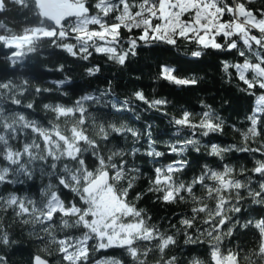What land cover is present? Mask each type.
<instances>
[{
	"label": "snow or ice",
	"instance_id": "1",
	"mask_svg": "<svg viewBox=\"0 0 264 264\" xmlns=\"http://www.w3.org/2000/svg\"><path fill=\"white\" fill-rule=\"evenodd\" d=\"M92 7L95 14H91ZM113 13H116L115 22L109 23L107 18ZM53 16L54 27L43 30L37 39L49 40L53 49L74 58L87 61L95 52L124 65L130 56L137 55L141 43L178 47L180 41H185L196 46L191 51V56L196 59L201 58L206 50L227 53L235 50L243 61L230 63L223 60L225 78L231 82L235 76L246 86L242 90L250 95H255L257 88L264 90V9L253 10L239 0L233 3L229 0H97L93 6H89L87 0H72L70 4L54 7ZM93 25L97 27H90ZM122 29L127 30V38ZM134 30H139V35H134ZM0 46L20 48L18 43L6 42L3 35H0ZM248 54L255 58V62L248 58ZM22 55L21 51H13L9 57L11 64L15 66L19 62L17 58ZM56 70L63 71V65ZM97 72L99 67L87 69L89 75ZM174 73L175 70L167 65L159 68V78L170 84L188 87L199 82L196 78H181ZM9 83L0 81V89L8 88ZM53 83L63 91V86L70 80L65 78ZM27 91L25 83L20 95ZM50 91L35 89L37 94ZM111 95L109 92L84 94L71 106L62 103L44 105L54 114L56 121L63 118L65 122H71L70 128H62L58 123L44 127L23 112L13 111L14 114L10 115L6 105L0 103V185L28 184L31 188L37 175L41 182L38 195H18L17 190L6 196L0 195V209H11L23 223L39 225L42 231L51 235L52 240L58 242L63 264H123L120 259L96 255L113 248L123 250L132 258L133 264H147L149 253L154 251L160 254L159 264H179L175 255H168L170 248L177 244L175 236L155 225L150 226L151 218H146L144 209L128 200L135 187L137 177L134 174L140 169L129 162L128 153L122 148L112 150L107 156L101 148L102 143L107 145L111 139L127 134L138 140L140 133L131 127L117 126L115 122H102L96 138L88 135V121L91 119L93 125L96 124L91 109L124 111L131 106V100L113 103L105 99ZM133 96L135 101L150 109L160 110L168 103L165 99H149L142 91H136ZM10 104L21 106L22 101L13 99ZM33 107V103L26 105L27 109ZM204 107L206 110L198 119L187 110H181L178 117L171 118L176 126L177 139L170 144L168 152L180 159L154 167L149 191L160 193L157 199L167 203L188 202L190 198V211L179 218L185 244L195 246L208 241L210 262L193 256L188 264H237V253H225L222 243L225 235H232L233 228L228 226L235 222L233 214L242 212L241 202L245 194L256 203L264 202V140L256 147L248 143H255L264 136V91L256 97L255 106L247 118L250 126L243 133L245 145L221 147L210 143L208 150L209 156L218 157L222 162L227 153H252L255 166L251 175L246 168L237 172L228 163H223L222 167L215 169L205 165L189 182L181 177L180 174H186L189 169L184 154L190 149L199 153L200 137L220 133L225 125L224 119L211 106ZM184 129L188 130V135L181 138ZM147 143V155L153 158L154 164L158 163L157 158L164 157L165 152L154 147L150 126ZM131 151L134 154L138 149ZM90 163L93 165L91 169ZM252 176L259 178L258 190L253 189ZM45 178L47 183H44ZM125 179L127 185L121 188L119 182ZM197 186L204 189L206 195L197 196ZM65 190L73 194L71 201L62 198ZM142 195L136 193L135 200L139 201ZM57 217L62 230H69L59 239L52 234ZM249 226L251 221L244 225L245 228ZM254 227L261 235V244L255 255L264 260V220L257 221ZM0 243H11L6 232H0ZM191 251L194 248H189ZM0 264H7L2 255ZM31 264H49V261L36 255Z\"/></svg>",
	"mask_w": 264,
	"mask_h": 264
},
{
	"label": "trees",
	"instance_id": "2",
	"mask_svg": "<svg viewBox=\"0 0 264 264\" xmlns=\"http://www.w3.org/2000/svg\"><path fill=\"white\" fill-rule=\"evenodd\" d=\"M69 1L72 2V0ZM96 2L97 0H87L89 6H93ZM233 2L236 0H229V3ZM239 2L246 3L253 10L264 9V0H239ZM95 12V8L92 7L91 14ZM115 15L116 13L110 14L107 18L109 23L115 22ZM39 25L54 27L53 21L41 13L36 0H2L0 35H21L33 26ZM122 33L125 38L129 35L125 29H122ZM133 34L139 35V30H134ZM195 47L185 41H180L178 47L163 43L149 45L141 43L137 49V55L130 56L124 65H120L109 60L106 55L95 52L87 61L74 58L66 52L53 49L49 40L34 37L23 46V55L17 58L19 62L13 66L9 57L15 49L0 46V81L10 82L8 88L0 89V103L6 105V110L10 115L14 114L11 113L13 111L23 112L30 119H36L44 127H49L51 123H58L62 128H70L71 122H65L63 118L56 121L54 114L46 110L44 105L62 103L71 106L81 95H98L101 92L111 93L112 95L105 99L113 103L116 100L132 101L131 106L124 111L106 108L97 110L96 107L91 109L96 117V124L93 125L91 119L88 121V135L96 138L97 128L102 122H115L117 126L131 127L140 133L138 140L131 134H127L111 139L107 145L102 143L101 148L105 156L110 155L111 151L116 148H122L128 153L129 162L140 169L139 173L134 174L137 177L135 187L130 192L128 200L139 209H144L146 218H151L150 226L155 225L161 231L175 236L177 244L170 248L168 255H175L179 264H188L193 256L210 262V244L206 240L195 246L185 244L179 218L181 214L190 211V198L188 202L167 203L162 199H157L160 193L149 191L152 186L150 179L154 176V167L180 159L179 156L168 152L170 144L177 139L176 126L171 118L178 117L181 110H187L198 119L202 111L206 110L204 106L209 105L225 121L222 132L200 137L201 150L199 153L190 149L184 154L183 158L189 161V169L186 174L180 175L186 182L200 174L205 165L215 169L218 166L222 167L223 163H228L237 172L241 168H246L248 175H251V169L255 166L252 153H227L222 162L218 157L209 156L208 150L210 143H216L221 147L231 144L245 145L243 133L247 132L250 126L247 118L255 106L256 97L264 91L257 88L255 95H250L242 90L246 86L235 76L231 82L225 78L221 63L223 60L226 59L230 63L243 61L235 50L230 53L206 50L201 58L196 59L191 56V51ZM248 58L255 62L251 54H248ZM167 64L173 66L174 74L178 77L196 78L199 81L198 84L181 87L160 79L159 68ZM61 65H63V71H57L56 69ZM94 67H99V72L89 75L87 69ZM65 78L69 79L70 83L64 85L63 91H60L53 82ZM25 83L28 91L21 96L20 93L24 91ZM36 88L51 89V91L37 94ZM136 91H142L149 99H165L168 103L160 110L150 109L142 102L135 101L133 94ZM13 99H21L22 105H11L10 100ZM28 103H33V109L26 108ZM149 126L151 137L155 142L154 147L158 151L165 152V156L157 158L158 163L155 164L153 158L147 155ZM186 135H188V130L184 129L181 138ZM261 140H264V136L258 138L255 143L251 141L248 143L256 147ZM133 148L138 149L134 154L131 151ZM89 167L91 169L93 165L90 163ZM193 169L195 171H192ZM252 180L253 189L258 190L259 178L252 176ZM127 182V179L119 182L120 187H126ZM44 183H47V178ZM40 185V178L37 175L31 188L28 184L0 185V195L6 196L14 190H17L18 195L25 193L29 196L38 195ZM136 193H143L139 201L135 200ZM196 195H206V191L197 186ZM62 198L71 201L73 194L65 190ZM241 207V213L233 214L234 224L228 226L233 228L232 235L223 237L222 251L237 253V264H257V261L259 264H264V260H259L255 255L261 244V235L254 227L257 221L264 220V202L256 203L245 194ZM249 221H251V226L245 228L244 225ZM173 225L176 227L172 228ZM67 231L69 230H62L59 217H57L52 234L59 239L63 238ZM0 232H6L11 241L9 245L0 243V255L5 258L7 264H31L32 258L36 255L49 261V264H63L58 252V242L52 240V236L42 231L39 225L23 223V220L17 217L11 209H0ZM189 248H194V251L189 252ZM96 255L97 257H114L120 259L123 264H133L132 258L121 249H108ZM159 260L160 254L154 251L149 253L147 264H159Z\"/></svg>",
	"mask_w": 264,
	"mask_h": 264
},
{
	"label": "rangeland",
	"instance_id": "3",
	"mask_svg": "<svg viewBox=\"0 0 264 264\" xmlns=\"http://www.w3.org/2000/svg\"><path fill=\"white\" fill-rule=\"evenodd\" d=\"M69 1V0H67ZM51 30L52 28H49L44 25H39V26H33L31 29L27 30L25 33L21 35H15V36H4L7 41H11L14 43H18L20 45L19 49H15L14 51H21L23 52V46L27 44L29 41L32 40V38L37 37L38 35H41L43 33V30ZM168 67L173 68V66L168 65Z\"/></svg>",
	"mask_w": 264,
	"mask_h": 264
},
{
	"label": "water",
	"instance_id": "4",
	"mask_svg": "<svg viewBox=\"0 0 264 264\" xmlns=\"http://www.w3.org/2000/svg\"><path fill=\"white\" fill-rule=\"evenodd\" d=\"M36 2L38 7L40 8L41 13L48 19L52 20L53 23H54L53 8L56 6L71 3L70 1L67 0H36ZM1 3L2 0H0V4Z\"/></svg>",
	"mask_w": 264,
	"mask_h": 264
}]
</instances>
